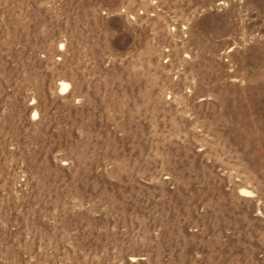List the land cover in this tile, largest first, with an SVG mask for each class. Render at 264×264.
<instances>
[{"label": "rangeland", "instance_id": "1", "mask_svg": "<svg viewBox=\"0 0 264 264\" xmlns=\"http://www.w3.org/2000/svg\"><path fill=\"white\" fill-rule=\"evenodd\" d=\"M0 264H264V0H0Z\"/></svg>", "mask_w": 264, "mask_h": 264}, {"label": "bare ground", "instance_id": "2", "mask_svg": "<svg viewBox=\"0 0 264 264\" xmlns=\"http://www.w3.org/2000/svg\"><path fill=\"white\" fill-rule=\"evenodd\" d=\"M61 85H60V91H61V93H66V91H67V84H65L64 82L63 83H60ZM244 192V191H243ZM245 193V192H244Z\"/></svg>", "mask_w": 264, "mask_h": 264}]
</instances>
